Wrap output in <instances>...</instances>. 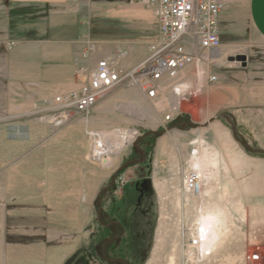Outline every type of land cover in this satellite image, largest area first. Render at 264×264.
I'll list each match as a JSON object with an SVG mask.
<instances>
[{"label":"rangeland","instance_id":"1","mask_svg":"<svg viewBox=\"0 0 264 264\" xmlns=\"http://www.w3.org/2000/svg\"><path fill=\"white\" fill-rule=\"evenodd\" d=\"M71 1L79 5L85 46L96 44L91 57L112 51L110 58H116L124 51L134 65L159 37L153 10L142 0ZM240 13L239 42L256 45L249 52L248 67L215 48L192 50L198 56L204 52L207 59L199 57L188 66L197 84L182 90L186 98L180 99L172 120L164 121L163 111L126 85L106 93L101 111L96 103L83 114L88 129L105 133L104 139L110 132L132 136L117 155H110L107 166L89 158L96 165L92 178L50 181L56 188L86 187L88 225L96 229L101 264L106 259L110 264H264V43L248 26L243 8ZM239 44L233 55L242 53ZM4 82H0V204H11L14 195L5 193L38 186L29 172L31 142L41 133L30 131V124L41 115L1 114ZM197 88V93L188 94ZM172 98L175 104L178 96ZM22 157L27 174L16 165ZM193 161L202 171L199 192L188 189L183 180L185 173L195 170ZM142 169L145 174L140 177ZM209 214L215 217L217 236L202 253L199 246L189 247L187 238L195 232L199 216ZM98 227H103L102 233ZM255 252L259 260L251 259ZM120 253L121 262L116 260Z\"/></svg>","mask_w":264,"mask_h":264},{"label":"crops","instance_id":"2","mask_svg":"<svg viewBox=\"0 0 264 264\" xmlns=\"http://www.w3.org/2000/svg\"><path fill=\"white\" fill-rule=\"evenodd\" d=\"M221 1L224 9L218 17L220 44L215 49L229 58L237 55L232 53L239 50L234 47L241 42L240 54L246 56L245 64L232 62L246 68L251 60L249 52L256 45L247 40L239 42L240 9L245 10L248 26L264 43V0ZM84 49L77 3L0 0V82L5 81L6 87L1 114L31 111L42 116L37 123L30 124V131L41 133L31 142L29 172L38 186L15 188L13 193H5L14 195L13 202L0 204V264H97V260L102 263L103 250L94 243L96 229L88 225L86 187L56 188L50 182L94 176L96 165L89 159L90 144L86 139L87 131L92 130L88 129V119L79 112L61 125L43 118L56 95L77 90L84 82L85 77L77 73L84 62ZM111 55L112 51H99L91 58ZM119 63L123 68L133 66L128 56ZM191 73L192 67L187 66L176 77L164 76L158 83L172 115L177 113L171 106L173 87L182 91L195 84ZM106 103L107 99L99 100L96 110L101 111ZM24 160L20 158L16 165L20 164L21 173L27 174ZM142 170L140 177L145 174Z\"/></svg>","mask_w":264,"mask_h":264},{"label":"built area","instance_id":"3","mask_svg":"<svg viewBox=\"0 0 264 264\" xmlns=\"http://www.w3.org/2000/svg\"><path fill=\"white\" fill-rule=\"evenodd\" d=\"M142 1L152 8L159 34L158 39L149 44L146 55L125 69L119 63L125 56L124 51H119L116 58L92 60L91 53L95 51L96 44L87 42L82 52L84 62L77 68V73L85 77L84 82L77 90L56 95L46 109V119L61 125L71 119L74 112L87 113L110 89L126 85L137 88L150 104L163 111L164 121L172 120V113L167 110L158 83L164 76L176 77L180 70L194 64L199 57L207 59L204 52L198 56L192 50L207 51L219 46L218 17L224 9V3L221 0ZM209 78L213 80L215 76ZM173 92L178 96L175 104H172V110L176 111L180 99H185L186 95L176 87H173ZM197 92L198 88L188 91V94ZM103 134L87 131L90 140L89 158L106 166L105 161L110 154L105 148L114 135L110 132L108 139H103ZM197 179L198 174L190 171L184 174L183 180L186 187L194 192L198 189ZM201 241V237L194 232L187 238V245L198 248ZM250 257L259 260L257 252Z\"/></svg>","mask_w":264,"mask_h":264},{"label":"bare ground","instance_id":"4","mask_svg":"<svg viewBox=\"0 0 264 264\" xmlns=\"http://www.w3.org/2000/svg\"><path fill=\"white\" fill-rule=\"evenodd\" d=\"M112 139L108 142L105 150L108 154L117 155L124 143H126L132 136L127 133L119 132L113 134ZM104 139V138H103ZM110 163V157L106 159L105 164L106 166ZM192 166L194 167V171L198 174V179L196 181L197 190L195 189L194 192H199L201 188V177L202 171L201 167L199 166V162L193 161ZM195 234L199 235L202 241L199 244L200 251L204 253L210 245L216 240V229H215V217L213 214L209 215H200L197 219L196 223V230Z\"/></svg>","mask_w":264,"mask_h":264},{"label":"water","instance_id":"5","mask_svg":"<svg viewBox=\"0 0 264 264\" xmlns=\"http://www.w3.org/2000/svg\"><path fill=\"white\" fill-rule=\"evenodd\" d=\"M230 61H239L242 64H245L246 56L244 54H237L228 58Z\"/></svg>","mask_w":264,"mask_h":264},{"label":"trees","instance_id":"6","mask_svg":"<svg viewBox=\"0 0 264 264\" xmlns=\"http://www.w3.org/2000/svg\"><path fill=\"white\" fill-rule=\"evenodd\" d=\"M98 228H100V227H98ZM102 231H103V227L99 229V232L100 233H102ZM122 257H124V253H120V255L116 257V260H118L119 262H121L123 260ZM110 262H111V260L106 259V264H110Z\"/></svg>","mask_w":264,"mask_h":264}]
</instances>
